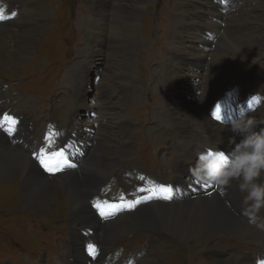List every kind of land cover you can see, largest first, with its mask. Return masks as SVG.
Returning a JSON list of instances; mask_svg holds the SVG:
<instances>
[{
  "label": "rangeland",
  "instance_id": "obj_1",
  "mask_svg": "<svg viewBox=\"0 0 264 264\" xmlns=\"http://www.w3.org/2000/svg\"><path fill=\"white\" fill-rule=\"evenodd\" d=\"M7 1L18 4L15 0ZM19 1L24 7L18 9V5L15 6L14 15L5 13V22L8 23L0 24L4 25L0 28V99L6 98L10 109L16 111L13 114L25 113L29 121H42L36 129L44 130V133L46 127L56 129L51 134V146L45 141L46 148L67 147L66 151H71V155H81L80 159L85 162L82 173L98 181L101 178L97 193L102 184L112 182L110 191L113 187L121 189L130 198L136 196L140 185L129 178L128 170L144 177L150 187L163 185L154 174L139 166L151 168L149 162H143V156L139 154L141 149L146 159L153 162L154 173L160 175L165 170L164 178L171 183L164 186L171 187L176 198L179 197L178 189L181 192L178 201L153 202L167 206L215 197L225 207L229 208L230 202L236 200L238 208L241 206L239 211L243 208L244 194L235 181L223 191L208 184H204V189L202 184L193 180L189 169L195 166L198 153L205 148L221 144L219 150L230 154L235 146L232 141L239 143L242 139L231 130L227 142L217 139L220 127L231 129V124L221 125L210 114L213 103L215 105L224 98V94L227 100L228 97L233 100L237 88L243 96L246 94L244 89L251 92L252 98L260 92L258 98L261 100L253 105L256 110L246 114L258 121L264 120V0H251L245 7L241 5L242 0H232V6L231 0L225 5H219L216 0L212 3L211 0H39L45 9L41 17L30 13L34 1ZM79 2L81 12H87L90 19L81 17L74 21L71 11ZM26 18L23 22L15 21ZM96 18L104 19L105 25L103 35L100 34L102 40L94 46L91 22ZM213 25H219V30H214ZM207 33L215 35L208 39ZM182 37L184 39H180ZM248 37L251 40L247 41ZM180 41L185 45L177 49ZM92 50H95L94 54ZM80 87L85 90L87 112L85 108L74 106L73 98ZM171 90L174 100L170 98ZM175 102L183 108L182 114H195L194 119H188L189 133H181V129L173 125L170 110L174 109L171 104ZM104 108L107 112L103 117L106 119L101 121L105 131L100 137L101 132L96 131L101 127L99 116ZM245 108L240 104V112ZM73 117L77 121L75 129L71 128ZM125 119L130 126L123 132ZM12 127L13 139L24 134L22 125ZM40 130L36 132L42 137ZM33 132L25 134L30 137L32 145L38 141L32 138ZM124 134L130 139L120 143ZM186 137L192 140L193 158L187 164L183 154V139ZM125 142L132 148L127 157L114 155L119 149L116 147ZM75 143L77 150L72 149ZM25 144L28 146L30 141ZM11 147H18L20 153L37 165L32 160V151L26 150V146L12 144ZM168 149L172 154L166 158L163 154L169 152ZM74 158L77 157H71V161H76ZM114 159L120 163L108 169L109 161ZM177 164L181 176L174 175L172 170ZM75 168L74 165L68 169ZM102 169H107L109 178H104ZM183 175L185 181L193 180L187 184L190 189L188 199L183 191ZM33 176L23 175L19 169L10 176H0V260L18 263V254L36 255L44 244L52 246L54 243L64 256L66 242L70 248L69 256L74 260L72 232L76 231L77 225L73 222L83 198H78L80 203L75 204L68 191L65 192L59 184L58 175L56 178L47 177L51 188L49 186L44 196L40 194L36 203L32 202L27 197L32 195L34 188L28 181H38ZM112 176L115 177L113 181ZM260 180L264 182V176ZM78 186L80 192L90 190L84 182ZM85 195L87 200L92 196ZM150 202L141 204L130 215L137 216ZM95 219V227H80L98 229L99 236L104 229L105 233L112 234L107 247L115 241L113 248L118 264H227L231 261L260 264L264 261L263 237L253 236L246 230L238 237L219 232V229L213 236L180 242L164 228L155 227L164 222L163 218L151 221L148 226L152 228L143 223L130 231L123 230L121 234L113 233L108 229V223H97ZM240 219L251 229L264 234V230L249 224L246 217ZM258 222L264 223V211ZM58 233L61 239H58ZM98 240L102 248L103 242ZM73 242L75 248L82 251L80 240L74 241L73 238ZM12 256L15 260L11 259ZM56 260L62 264L60 259ZM27 264H31L30 261Z\"/></svg>",
  "mask_w": 264,
  "mask_h": 264
},
{
  "label": "bare ground",
  "instance_id": "obj_2",
  "mask_svg": "<svg viewBox=\"0 0 264 264\" xmlns=\"http://www.w3.org/2000/svg\"><path fill=\"white\" fill-rule=\"evenodd\" d=\"M15 1L18 3L17 4L18 5V9H21V7H24V5H23V3L21 1H19V0H15ZM32 1H34L33 3L35 5H33V9H32V11L30 13L32 15L34 14L37 17H38V15H39V17L43 16V10H45V9H44L43 6H41L40 1L39 0H29V2H32ZM225 1H227V0H225ZM214 2H215V0H214ZM216 2L219 5L222 4L220 2V0H216ZM17 5L15 3H9V1H7V0H0V9H3L6 14L13 13V9ZM98 5H100V4L98 3ZM18 16H23V15L21 13H18ZM17 20H20V21L23 22V21H26L27 18L26 19H16L15 21H17ZM7 23L8 22L4 21V22H2L0 24H7ZM27 24H28V22H27ZM27 24H25V27H27L29 25V24L28 25ZM91 25H92V34H93L92 35V43L94 44V46H97V44L99 43L98 40H102V37L100 36V34H102V32H103V29H104L103 26L105 25V21H104V19L96 18V19L92 20ZM3 26L4 25H0V28L3 27ZM211 27L212 28L216 27L214 30H219V25H213ZM116 32H118V31H116ZM201 32H202V30H201ZM180 39H184V37H182ZM249 40H251V39L248 37L247 41H249ZM184 45H185V43H183V41L182 42L180 41V43H178L176 48L179 49L180 47H184ZM131 47H132V45H131ZM92 52L94 54L95 50H92ZM86 72L88 73V70ZM183 76H184V80H186V76L184 74H183ZM209 84H211V83H209ZM102 85H104V82H103ZM104 87H106V86H104ZM83 94L85 95V90H84V88L80 87V89H78V91L76 93V97L73 98L74 102H75L74 106L76 108H78V109L79 108H85V110L87 112L88 106L86 105L85 97L83 96ZM173 94H174L173 90H171V92H170L171 100H174ZM100 95H101V93H100ZM122 97H123V95H122ZM2 99L3 98H1L0 100H2ZM4 99H6V98H4ZM123 104L125 105L126 103L123 102ZM171 105H173V107H174L173 110H170L171 114H172V117H173V121H174L173 125L176 128L179 127L178 129L179 130L181 129L180 130L181 133H189L191 130L188 129V124H190V123H188V119L189 118L194 119L195 118V114L191 113V112H184L182 114L180 111H182L183 108H180V104H178L176 102L172 103ZM200 106H201V104H200ZM2 111H5L4 108H3ZM106 112L107 111L104 108L101 111V114L99 116L100 126L101 127H99L96 132H98V133L101 132V135L98 134L100 137L102 135L104 136L103 133L105 131V125L103 124V121H101V120H105L106 119V117H103L104 115H106L105 114ZM101 115H102V117H101ZM25 121L28 122L29 119H25ZM76 124H77V121H76L75 118H73L72 121H71V125H72L71 128L75 129L76 128ZM122 125H123V128L121 130H123V132H126L128 130V128H129V126H130L129 123H126V119L123 121ZM225 126H228V125H225ZM220 128L221 129H219V136L217 137V139H218V141H220L222 143H225V142L228 141L227 138L229 136L230 129L223 128V127H220ZM185 136H186V134H185ZM38 137H39V134H38ZM38 137L35 134V132L32 133V138L33 139L37 140ZM125 139L129 140L130 138L125 137V134H124V138L122 140L120 138L119 142L121 143ZM11 145L12 144H10L8 142V138H7L6 134L3 133L0 130V176H4V177H6V175L10 176V175H12V173H15L17 171V169H19L20 171H23V175L33 174L34 175L33 179L35 181L36 180H38V181L36 183L28 181V183L34 188H33L32 192H31L32 195L28 196L27 199L28 200L30 199V200H32V202L36 203V201L38 200L39 195L42 194L41 196H44L43 194L49 188V186L51 188V183L49 182L47 177L41 172V169L37 165L31 163V161L29 160L28 157H26L25 155L20 153L18 147H15V149H14L13 147H11ZM121 146L120 147H116V148H119V149H118V151H117V149L114 151V155L117 154L118 156L122 155L124 157H127V155L130 153V150L132 148L129 146V144L127 142H125L122 147ZM218 146H222V145L218 144ZM72 149L73 150H77L76 143L74 144ZM191 150H192V140H191V138L186 137V138L183 139V154L186 157V164L189 161L192 162V160H193V158L191 156ZM74 159L76 160V158H74ZM109 159H111V158H109ZM102 160L103 159H101V161ZM71 162H76V161H71ZM84 163L85 162H83V160H82V162L79 163L78 166H76L77 168H75L74 170L68 169V168L64 169L62 171V174L58 176V180L60 181L59 184L64 189V191L65 190L68 191L67 192L68 195L70 196L72 201H74L75 204L80 203L78 201V198H83L82 199V203L79 204L77 216H76V214H74V216H76V219H74V222H73L74 225L75 224L77 225V228H76V231H74V233L72 232V236H73L72 238H74V241H78V239H79L80 243H81L80 246L82 245L81 246L82 247V251L81 250L79 251L78 248H74L75 249L74 251H75V253H76L77 257H78V260L76 261V264H86V262H87L86 261L87 258H86L85 251H83V249H84V242L82 241L83 235H81V232L85 230V227H80V226H82V225H88V226L91 225V226L95 227L96 225L93 224V219H95V218L97 219V217H94L91 208H89L91 200H90V198L87 200V197H86L85 193H88V194H90L92 196L97 195L98 194L97 192H98V189H99L100 183H101V182H99V181H101V178L98 181L96 178H94L92 176L85 175V174L82 173L83 169H84ZM117 163H120V160H118V159L117 160H115V159L114 160H110L109 164L107 165V168L111 169ZM89 169H91V168H89ZM89 169H88V171H89ZM107 172H108L107 169H105V170L102 169V171H101V174L104 175V178H106V179L108 177ZM96 173H98V172H96ZM29 176H32V175H29ZM106 179H104V180H106ZM83 182H84V184H87L89 186V189H90V190H86V192L84 191L85 193L84 192H80L79 189H78L79 188L78 185L79 184H83ZM40 184H41V186H40ZM82 188H83V186H82ZM147 188H150V186L147 185ZM147 194L149 195V193H147ZM191 202L182 203V204L176 203L177 205L170 204V205L165 206V205L159 204L157 202L155 203V202L152 201V202H150V204L146 205V207L144 206L143 209L141 208V210L139 211L141 213H138L137 216L124 215L123 214L124 212L123 213L119 212L117 214H114L110 219H108V220H110V221L107 222L109 224V228L108 229H110L113 233H117V234L120 233L121 234V232L123 230L130 231L131 228L133 229L135 226L139 227L143 223H146L147 226H148L151 221L152 222L154 221V219H159V221H160L161 218H163L164 222L162 224L158 225V226H155V227L156 228L157 227L158 228L159 227L160 228H164L167 232L171 233V235L176 236L178 238V239L177 238L176 239L178 241H180V242H183V240H184V242H189L191 239H198L199 240L201 238H204V236L205 237L213 236V235H215L214 232H216L219 229H220L219 232L222 231L223 233H227V234H231V235H235V234L238 235L240 233L243 234L242 232H244V230H246V231L250 232V234H252L253 236L263 237V239H264V234L262 232L254 230V229H251L250 227L247 226L246 222H244V221H242L240 219L241 217H244V216H243V214H241L239 212V208L241 206L239 205V208H238V204L236 203V200H235V202H233V201H232V203L230 202V207L229 208L225 207L223 205L222 201H219L218 199H215V197H213V199H211V200L204 199V200H196L193 203H191ZM167 203H172V202H167ZM189 212H191V213L188 214ZM120 213H122V214L119 215ZM96 219H95V221L98 220V219L97 220ZM97 223H100V222L98 221ZM74 225H71L72 228H73ZM126 226H129V228H126ZM148 228H152V226H148ZM88 229H91V228H88ZM105 231H106V229H104V232H101L100 236L98 235V229H95L94 233L97 232V234L95 233L96 239H101V241L103 242L102 248H109L107 246H109V241H111L112 234H107V233H105ZM223 233H221V234H223ZM79 235H81V236H79ZM238 237H239V235H238ZM73 244H74V242H73ZM231 262H228L227 264H235V263H231Z\"/></svg>",
  "mask_w": 264,
  "mask_h": 264
},
{
  "label": "clouds",
  "instance_id": "obj_3",
  "mask_svg": "<svg viewBox=\"0 0 264 264\" xmlns=\"http://www.w3.org/2000/svg\"><path fill=\"white\" fill-rule=\"evenodd\" d=\"M264 120L258 121L243 110L231 122V132L241 136L230 154L219 150L218 146L205 149L197 156L194 167L189 169L194 181L218 187L221 191L233 181L243 193V216L249 224L264 229L258 223L264 211Z\"/></svg>",
  "mask_w": 264,
  "mask_h": 264
},
{
  "label": "snow or ice",
  "instance_id": "obj_4",
  "mask_svg": "<svg viewBox=\"0 0 264 264\" xmlns=\"http://www.w3.org/2000/svg\"><path fill=\"white\" fill-rule=\"evenodd\" d=\"M14 15V13L12 14ZM6 14L3 9H0V21H4L6 19ZM251 107V105H250ZM219 111V109H217ZM17 124V121L12 117H5L3 121H0V129L5 130L9 135H11L14 131V126ZM51 146V135L46 138ZM35 159L38 161V166L42 167L44 171L49 173L50 175H55L57 172L63 171L66 167L71 168L74 165L68 163L63 150L59 151H47L45 148H40L37 153L35 154ZM141 180L144 177H140ZM173 189L168 186L164 185H154L150 188H140L138 192H145L149 193L148 196L142 197L137 200L127 201L125 197L120 196L119 200L120 203L118 204H108L105 202V208L112 210L111 212H106L104 209L100 207L99 202L94 203V207L100 212V215L104 218H109L110 215L115 214L116 211L123 210L125 208L131 210L136 204L141 202H147L148 199H164L169 200L171 199V193ZM92 246L89 245V249L91 250Z\"/></svg>",
  "mask_w": 264,
  "mask_h": 264
},
{
  "label": "flooded vegetation",
  "instance_id": "obj_5",
  "mask_svg": "<svg viewBox=\"0 0 264 264\" xmlns=\"http://www.w3.org/2000/svg\"><path fill=\"white\" fill-rule=\"evenodd\" d=\"M80 238V237H79ZM82 241H83V238H82Z\"/></svg>",
  "mask_w": 264,
  "mask_h": 264
},
{
  "label": "water",
  "instance_id": "obj_6",
  "mask_svg": "<svg viewBox=\"0 0 264 264\" xmlns=\"http://www.w3.org/2000/svg\"><path fill=\"white\" fill-rule=\"evenodd\" d=\"M118 239V238H117Z\"/></svg>",
  "mask_w": 264,
  "mask_h": 264
}]
</instances>
